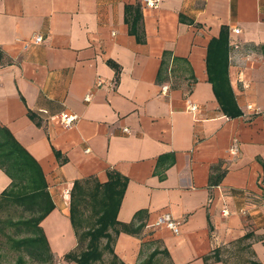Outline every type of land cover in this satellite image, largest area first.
Returning a JSON list of instances; mask_svg holds the SVG:
<instances>
[{"label": "crops", "instance_id": "crops-1", "mask_svg": "<svg viewBox=\"0 0 264 264\" xmlns=\"http://www.w3.org/2000/svg\"><path fill=\"white\" fill-rule=\"evenodd\" d=\"M156 1L0 0V125L45 173L55 209L41 226L55 264H75L65 259L78 249L75 182L103 184L110 171L128 179L118 220L129 224L140 211L147 220L141 236L116 238L117 264H142L153 243L171 264H230L245 241L252 263L264 264V0ZM128 6L141 10L145 42L130 33ZM223 28L237 118L222 111L208 74ZM164 59L169 79L159 83ZM63 112L79 116L74 127H63ZM214 166L224 172L217 184ZM10 183L0 169V194ZM163 214L179 234L152 226ZM216 250L221 261L206 262Z\"/></svg>", "mask_w": 264, "mask_h": 264}, {"label": "trees", "instance_id": "trees-1", "mask_svg": "<svg viewBox=\"0 0 264 264\" xmlns=\"http://www.w3.org/2000/svg\"><path fill=\"white\" fill-rule=\"evenodd\" d=\"M126 21L130 33L140 42L146 41L143 15L138 7L128 6ZM229 41L228 30L223 28L218 39L212 40L209 46L207 67L209 80L213 84L216 97L224 114L230 118L243 115L237 104L235 94L229 79ZM167 55V54H166ZM5 55L0 48V67L5 64ZM117 73L119 68L112 64ZM169 79V65L164 59L158 74V82L164 83ZM33 116V115H32ZM56 157L61 153L55 151ZM0 169L11 179L10 185L0 194V213L10 211L11 208L21 210V217L14 219L0 216V234L5 236L12 249L28 255L40 264H53L54 257L43 227L42 221L55 209V204L49 192V185L39 162L16 139L12 132L0 125ZM212 184L220 182L224 176L220 166L212 167ZM106 183L90 180L76 181L71 191V221L78 236V249L68 253L65 259L75 264H96L101 262L105 251L112 256L110 264H117L113 243L122 233L141 236L147 226L145 211L138 212L129 224L118 220V212L128 185V179L119 172L110 171ZM91 210L95 220L91 227H87L85 211ZM28 213L29 216H25ZM14 230L19 237L9 233ZM83 230V231H82ZM246 234L239 242L252 237ZM106 239L102 247L101 241ZM82 247L80 251H78ZM169 252L154 249L144 264H153L156 257ZM2 255L0 254V260ZM221 261L220 252L205 257V261ZM25 255H20L16 264H26Z\"/></svg>", "mask_w": 264, "mask_h": 264}, {"label": "rangeland", "instance_id": "rangeland-1", "mask_svg": "<svg viewBox=\"0 0 264 264\" xmlns=\"http://www.w3.org/2000/svg\"><path fill=\"white\" fill-rule=\"evenodd\" d=\"M10 212L14 216V219H18L21 217V210L17 208H11L10 211H4L0 213L1 217H7L9 216ZM86 220L89 222L87 223V227H91L93 225L95 216L91 212L90 208L85 211ZM25 216H29L28 213L25 214ZM83 231V230H82ZM10 234H13L14 237H19L16 233H14V230H9ZM107 240L103 239L101 241L102 247L106 244ZM158 243L153 244H147L145 247L144 253L147 254V258L149 257V253L151 252L150 249H154ZM240 246V248H239ZM82 247L78 251H80ZM236 249V250H235ZM231 256L227 258L230 264H253V254L250 249L249 241H245L243 243H236L234 247L231 249ZM0 254L2 255V259L0 260V264H16L17 259L20 255H25L26 258V264H40L39 262L31 259L28 255L23 254L21 252H18L11 248L10 243H8L5 236L0 234ZM111 254L107 251H105V256L101 262H98L96 264H110L111 262ZM145 260L142 262L144 264ZM55 264V262L53 263ZM153 264H171L166 254H161L156 257Z\"/></svg>", "mask_w": 264, "mask_h": 264}, {"label": "built area", "instance_id": "built-area-1", "mask_svg": "<svg viewBox=\"0 0 264 264\" xmlns=\"http://www.w3.org/2000/svg\"><path fill=\"white\" fill-rule=\"evenodd\" d=\"M146 5L149 7H155L158 5V1L156 0H145ZM233 32L235 33H240L241 30L240 29H233ZM44 42V38L42 36H37L34 39V43L35 44H41ZM235 47H239L238 44H234ZM101 82H99L100 84ZM169 88L168 85H164L163 86V90L167 91ZM87 101H90V95L86 97ZM190 110H196L197 106L196 105H190L189 106ZM248 109L253 110L254 108L252 106H248ZM258 112H260L259 110H257ZM59 118H60V122L63 125L64 128H72L76 125V123L79 120V116L77 114H73V113H67V112H63L61 114H59ZM125 132L130 133L129 129H124ZM229 211L227 209L223 210V215H228ZM165 225L168 228L172 229L174 231V233L179 234L180 233V223L172 216V214H163L161 216L158 217L157 221L155 224H153V227H157V226H162Z\"/></svg>", "mask_w": 264, "mask_h": 264}]
</instances>
